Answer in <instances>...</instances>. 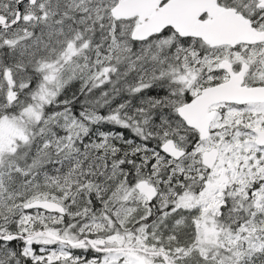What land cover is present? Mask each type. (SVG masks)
Listing matches in <instances>:
<instances>
[{"label":"snow or ice","instance_id":"1","mask_svg":"<svg viewBox=\"0 0 264 264\" xmlns=\"http://www.w3.org/2000/svg\"><path fill=\"white\" fill-rule=\"evenodd\" d=\"M0 264H264V0H0Z\"/></svg>","mask_w":264,"mask_h":264}]
</instances>
